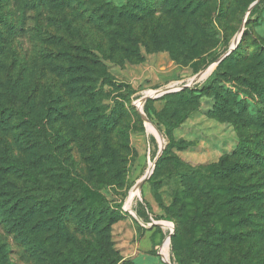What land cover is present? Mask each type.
<instances>
[{
	"label": "rangeland",
	"instance_id": "obj_1",
	"mask_svg": "<svg viewBox=\"0 0 264 264\" xmlns=\"http://www.w3.org/2000/svg\"><path fill=\"white\" fill-rule=\"evenodd\" d=\"M81 1L83 7L60 9L32 7L30 0H0V104L15 109L7 123L0 120V201L10 193L25 198L30 208L35 199H42L31 191L27 172L10 168L7 159L23 163L45 182L65 184L63 170L46 146L47 138L74 175L100 190L112 205H122L123 216L107 235L75 229L70 234H58L43 229L32 245L35 248L0 223V254L6 251L5 264H105L90 254L101 255L106 264H179L173 250L178 219H171L165 210L173 207L180 188L172 164L165 163L155 178L144 181L140 195L128 205L131 189L167 143L158 119L150 120L162 144L149 133L135 99L147 90L172 84L175 91L181 90L178 87L193 82L194 75L214 56L244 37L245 54L223 64L239 76L232 80L225 77L220 85L237 92L247 109L218 118L211 112L216 98L202 97L198 109L173 131L176 140L190 146L173 149L172 153L205 171L238 161L237 150L242 143L252 144L264 154V127L253 119L261 111L248 83L254 79L264 83V62L259 55L264 51V0L254 1L259 4L256 12H252V0H208L192 14L188 10L196 3L184 13L160 8L141 21L116 19L105 28L83 9L96 8L104 0ZM105 1L114 6L127 2ZM102 13L97 12L99 16ZM73 61L104 71L112 79V83L102 85L106 112L117 107L119 115L116 127L109 132L93 125L88 102L77 94L75 88L83 84L82 76L89 71L76 68ZM71 76L74 82L68 83ZM97 85L99 88L101 83ZM52 95L62 98L61 102H51L58 111L49 108L46 101ZM165 102L155 101V109L161 111ZM17 111L25 113L26 119ZM211 201L212 209L223 204L222 212L228 214L241 237L225 244L222 262L263 257L264 165H249L246 171L220 180L216 193L205 203ZM46 217L47 211H38L29 224ZM193 217L194 222L199 221L197 215ZM163 221L170 227L165 228ZM207 225L210 228L213 224ZM190 235L183 225L175 240L185 248ZM169 236L170 263L161 253Z\"/></svg>",
	"mask_w": 264,
	"mask_h": 264
},
{
	"label": "trees",
	"instance_id": "obj_2",
	"mask_svg": "<svg viewBox=\"0 0 264 264\" xmlns=\"http://www.w3.org/2000/svg\"><path fill=\"white\" fill-rule=\"evenodd\" d=\"M207 1L127 0L123 6H114L104 0L99 2L100 4L96 8L92 9L86 6L83 9L86 10V15L93 22L105 28L109 27L113 23L112 21L116 19L117 21L130 19L141 21L146 16L153 15L155 10L160 8H170L169 10L172 12L184 13L188 10V7L196 3L193 9L188 10L192 14L193 12H197L201 6L206 5ZM254 1L252 0L251 3ZM30 3L32 7L36 8L40 5H50L60 9L75 5L84 6L81 0H30ZM258 9L259 4H256L252 8V12H256ZM98 11H102L103 13L99 16L97 14ZM0 19H2V16H0ZM244 40L245 38L243 37L237 47L220 61L201 85L184 87L179 91L168 92L158 98H148L144 104L145 114L152 121L158 119L157 125H160V129L164 131L167 138L166 146L156 161L154 172L148 180L155 178L165 163H171L180 184L178 197L173 203V207L165 209L171 219H178L174 233L173 250L179 264H186L187 262L197 264H264V256L257 259L243 258L239 262H222V254L226 250L225 244L231 240H239L241 237L239 231L234 230L235 224L231 223V219L227 216L228 214L222 212L223 204L221 202L215 203L216 206L213 209L211 208L212 201L211 203H205L211 195L216 193L220 180H225L233 173L246 171L249 165H254V167L264 165V154L253 149L252 144L242 143L237 150L239 155L238 161L225 162L214 166L210 171H205L201 167L191 166L172 153L173 149L185 150L190 146L184 140H176L173 131L180 127L193 111L198 109L202 97L214 96L216 98L211 112L218 118L225 114L232 116L237 110L245 111L247 109L246 102H243L244 99L238 100L237 92L220 85V82L225 77L232 80L239 76L233 71L228 70L223 64L231 58L238 59L239 56L245 54L247 49L243 45ZM144 45H148L147 42H144ZM82 48L91 52L86 46H82ZM224 53L214 56L211 62L217 60ZM259 53L262 62H264V51ZM97 61L99 62L100 60ZM73 63H75L76 68L81 67L87 69L84 72L89 71L87 76H82L81 82H83V86L80 85L75 89L79 97L88 102L86 107L92 115L93 125L102 132H109L112 128L116 127L119 115L117 107L112 111L106 112V105L102 99V85L112 83V79L104 71L90 68L82 63L74 61ZM68 80V83H73L74 77L71 76ZM99 82L101 86L98 88L97 84ZM248 83L251 92L255 93L258 97L252 95L255 104L258 105L261 111L253 118L254 122L264 127V83L256 79L248 81ZM162 99L166 100V102L162 110L158 112L155 109L154 102ZM46 101L49 108L58 111V108L51 102H61L62 98L52 95ZM114 102L119 101L115 100ZM14 112L15 109L11 106L0 104V120L2 122L7 123ZM17 113L26 119L25 113L20 114L19 111ZM27 119L32 122L31 118ZM44 140L51 156L63 170L65 184L45 182L36 173L31 170L29 171L28 167L23 163L7 159L6 162L10 168L14 170L21 169L27 172L32 184L31 191L36 193L37 197H42V199H35L34 204L30 208H27L29 206L26 204L25 198L16 197L9 193V198L0 201V223L13 231L16 238H19L20 241H23V243L31 248H35L32 245L36 244L38 235L43 229H53L58 234H70L72 229H75L83 233L107 235L111 226L122 218V205H112L110 200L100 190L93 188L88 182L74 175L70 167L63 164L61 159L57 157L55 152L56 147L48 142L47 138ZM146 205L149 208L147 202ZM174 207L176 208L173 209ZM38 211H47L48 217L45 219L39 218L32 224H29L32 215ZM192 215H197L199 221L194 222ZM208 222L213 224L212 227H208ZM183 225L191 233L185 248L180 246L179 242L175 240L177 235L182 231ZM199 229H201L200 234L197 233L200 231ZM206 229L209 230L206 231ZM90 255L96 261L107 263L106 259L101 255ZM5 256L6 251H3L0 254V264L6 263L4 261Z\"/></svg>",
	"mask_w": 264,
	"mask_h": 264
},
{
	"label": "bare ground",
	"instance_id": "obj_3",
	"mask_svg": "<svg viewBox=\"0 0 264 264\" xmlns=\"http://www.w3.org/2000/svg\"><path fill=\"white\" fill-rule=\"evenodd\" d=\"M236 42L237 41H235L233 43L232 47H234V45L236 44ZM215 62L216 61L210 63L202 71H200L199 73L195 74L193 80H195V82H199V81L201 82V80H204V79L208 78V76L211 74L212 70L214 69ZM172 86H174V85L172 84V85H170L168 87H164V88H161V89L147 90V91H145L144 93H142L140 96H138L135 99V103L139 107L138 110L142 114L145 123H147V128H148L149 133L154 134L157 137V139L160 141L161 144H162L161 135L158 132L157 128L155 127L154 123L151 122V120L149 119V117L145 114V112H144V106L143 105H144V103L146 101V98L148 96H154V95H157V94H159L161 92L167 91L170 88H172ZM153 168H154V163L151 162L148 170L146 171V173L137 180V182L135 183V185L133 186V188L130 191L129 198H128V205L132 204L134 198L137 197L138 195H140V193H141V186H142L143 182L145 181V179L151 174ZM162 224H163V226L165 228H169L170 227V223L169 222L163 221ZM169 244H170V239H169V237H167V239L164 242V244L162 246V249H161V253H162V255L164 256L165 260L168 263H170Z\"/></svg>",
	"mask_w": 264,
	"mask_h": 264
},
{
	"label": "water",
	"instance_id": "obj_4",
	"mask_svg": "<svg viewBox=\"0 0 264 264\" xmlns=\"http://www.w3.org/2000/svg\"><path fill=\"white\" fill-rule=\"evenodd\" d=\"M255 4H256V2H254V3L252 4V6H254ZM238 43H239V41L237 42L236 46H234V47H230V48L228 49V51H226L222 56H220V57L216 60V62H215V66H214V69H215V67L220 63V61H222L227 55H229V54L232 52L233 49H235V48L237 47ZM214 69H213V70H214ZM213 70H212V71H213ZM211 73H212V72H211ZM193 83H195V80H194L193 82L189 83V84H184V85H182V86H180V87H178V88L182 89V88H184V87H190V86H192ZM172 91H175V89H174V88H170L169 90L164 91V92H161V93H159V94H157V95H154V96H148V97L146 98V100H147L148 98H157V97H160V96L164 95L165 93L172 92ZM164 148H165V146L159 151L158 155L156 156V158H155V160H154L155 163H156V161L158 160V158L160 157V155L162 154V151H163ZM155 163H154V168H155ZM154 168H153V170H154ZM153 170H152L151 174L153 173ZM151 174L145 179V181L151 176ZM169 238H170V236H169ZM170 264H171V263H170Z\"/></svg>",
	"mask_w": 264,
	"mask_h": 264
}]
</instances>
